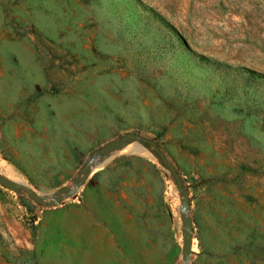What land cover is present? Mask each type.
I'll use <instances>...</instances> for the list:
<instances>
[{
	"label": "rangeland",
	"instance_id": "374dc122",
	"mask_svg": "<svg viewBox=\"0 0 264 264\" xmlns=\"http://www.w3.org/2000/svg\"><path fill=\"white\" fill-rule=\"evenodd\" d=\"M90 160L0 184V264H186L179 185L189 264H264V0H0V174Z\"/></svg>",
	"mask_w": 264,
	"mask_h": 264
},
{
	"label": "water",
	"instance_id": "95a60500",
	"mask_svg": "<svg viewBox=\"0 0 264 264\" xmlns=\"http://www.w3.org/2000/svg\"><path fill=\"white\" fill-rule=\"evenodd\" d=\"M134 140H137L142 143H149L156 149L157 152L160 153V148L158 146V143L155 140L146 139L139 134L130 132V133H127L125 136H122L121 138L108 143L105 147L99 149L98 156H100L101 159L104 160L107 158V156L111 152L124 148L130 142ZM163 160L165 162H168V160L165 157H163ZM92 164H93V160H90L86 163V165L84 166L82 170V173L76 176L75 178H73V182L75 183V185L73 187H64L61 190V193H62L61 196L53 195V196L47 197L44 195H39L29 186L18 183L1 174H0V184L12 190L18 191V192L22 190H26L29 193V195L36 201H44L46 198H51L52 203L59 204L66 197L71 196L74 193H76V191L79 188V184L83 182L90 174V168ZM171 168L173 171L175 170V168L172 165H171ZM179 190L183 192L184 194L183 206H182V220L185 225V233H184V242H183V247H182V255H183V258L185 259L186 264H189L190 254L192 251V244H193V236H192L193 221L190 216L186 215V209L190 207L191 203L189 200L188 193L183 190L181 185H179Z\"/></svg>",
	"mask_w": 264,
	"mask_h": 264
},
{
	"label": "trees",
	"instance_id": "16d2710c",
	"mask_svg": "<svg viewBox=\"0 0 264 264\" xmlns=\"http://www.w3.org/2000/svg\"><path fill=\"white\" fill-rule=\"evenodd\" d=\"M252 73H254V71H253ZM39 94H41V92H38V95H39Z\"/></svg>",
	"mask_w": 264,
	"mask_h": 264
}]
</instances>
